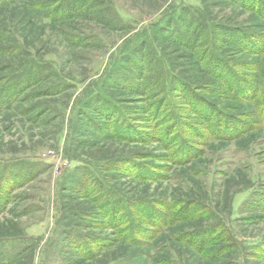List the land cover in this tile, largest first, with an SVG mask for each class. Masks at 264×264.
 Instances as JSON below:
<instances>
[{"label": "rangeland", "instance_id": "374dc122", "mask_svg": "<svg viewBox=\"0 0 264 264\" xmlns=\"http://www.w3.org/2000/svg\"><path fill=\"white\" fill-rule=\"evenodd\" d=\"M58 1L0 3V92L23 68L46 69L0 107L5 264H207L183 239L220 224L232 243L212 264H264V16L229 0H91L90 17L56 20ZM226 28L245 52L206 44ZM149 50L164 74L137 95L122 77L152 81ZM209 53L228 75L207 72ZM171 78L239 126L233 138H213ZM234 84L256 97L227 94ZM97 185L125 201L123 226L108 224ZM189 205L200 211L183 223L151 228L143 214L169 222Z\"/></svg>", "mask_w": 264, "mask_h": 264}, {"label": "trees", "instance_id": "16d2710c", "mask_svg": "<svg viewBox=\"0 0 264 264\" xmlns=\"http://www.w3.org/2000/svg\"><path fill=\"white\" fill-rule=\"evenodd\" d=\"M4 1V0H3ZM233 3L238 4L241 7L246 6V4H250L253 11L255 10L256 12L260 13L261 15L264 16V0H229ZM2 0H0V3ZM49 2V1H47ZM55 3V2H54ZM52 1H50L49 4H54ZM55 8L53 9L52 14L54 15L56 20H64L68 18H73V17H82V18H88L90 17L89 10H95L96 3L91 0H59L55 4ZM96 12V11H95ZM97 19H99L102 22L106 17L105 13L102 11H97ZM191 14V13H189ZM189 18H192V15H188ZM192 20V19H191ZM181 17L178 15L175 19L172 18V23L170 25V28L172 31L176 30L175 36H181L179 35L182 34L180 32V22ZM195 37H200L202 34L208 32L205 23L201 21L200 23L196 24L195 28ZM219 37L215 35H209L206 44L210 47V49H215L217 52L222 53V48L225 46H229L230 48H233L234 50H237L238 52H245V46L248 44V41H246L245 35L236 30H229V29H222V31L219 32ZM182 40V36L180 38ZM180 40V43H181ZM193 43V42H192ZM191 43V44H192ZM188 46V44H186ZM193 45V44H192ZM192 45H189V49H196V46L191 47ZM159 53L149 50L148 53V58H150V69L154 68V64L157 66V71L154 73V77L152 76V81L147 80L145 77H142L140 75H136V79L132 82L130 81L131 78L133 77L132 75L129 76H123L122 79L124 78V84H127L128 88H134L132 89L133 93L140 95L144 94L143 89L145 90L147 88L152 87L155 83V81H158L161 79L163 73V65L161 64V60L157 59V55ZM205 61L204 62V68L207 70V72H210L211 74L216 73L218 75V70H222L225 74L228 75V70L225 65L222 64L221 62V57L219 55H216L214 53H209L205 55ZM217 61V62H216ZM130 62V61H129ZM153 65V66H151ZM156 68V67H155ZM46 69H36L35 72L33 71L32 68H23L15 76L13 77V87H6L3 88L0 92V107L2 106H10L11 102H13L14 98L17 97V95L20 94L22 88L24 85L29 84L30 82L32 83L35 80V74L37 72H45ZM153 70V69H152ZM223 73V74H224ZM229 77V76H228ZM121 78V77H120ZM130 78V79H129ZM172 79V78H171ZM174 83V90L182 91L184 94H187V97H191L195 106L194 109V114L200 116L201 118L206 119L207 123V128L211 134V136L215 139L218 140H223V139H232L233 137L230 138L229 134H231L234 129L238 130L240 128L239 126L231 125V123L228 122L227 119L223 118L218 111L213 107L212 104L210 103H203V101L198 104L201 100L197 98L195 93H193V90H190L189 84L181 83L177 81L175 78L172 79ZM240 83V82H239ZM131 84L132 87H130ZM177 84V85H176ZM23 86V87H22ZM230 90H227V94H231V96L236 95V99H242V100H247L248 98L245 97V93L248 94L252 93L251 88L245 90L244 88L238 87L236 84L233 86H228ZM145 90V91H147ZM247 91V92H245ZM254 94L250 96L251 97L255 96V91H253ZM256 97V96H255ZM248 99V100H249ZM99 104L102 105L101 108H103V111H108L111 110L109 107V104L105 102L104 99L100 98ZM95 105V104H94ZM100 105V106H101ZM107 108V109H104ZM113 109V108H112ZM114 116V110L113 114H111V118ZM215 124L214 126L212 124ZM226 130V131H225ZM175 128V132H176ZM244 132V131H243ZM174 134V131L170 133V135ZM187 147L180 146L178 149L179 155L184 158L185 153H187V156L190 157V152ZM188 158H186L187 160ZM97 192L100 193V198H102L104 201H106L107 208L105 209L106 213L109 214L106 216L108 220V224H111L113 227H121L124 225L125 218L123 217V210L125 206V201L121 199L118 195L115 194L113 191L105 190L103 187L100 185H97ZM185 209V210H184ZM181 215L174 219L172 217H168V221L165 219V217L159 215V217L155 216L153 212H144L143 214L146 216V221L148 223V226L151 228L154 227H159L162 225H167V224H173L175 222H185L189 220L191 217L196 212H199L200 209H193V206L191 207L190 205L187 207H182L180 209ZM179 213V212H178ZM173 226V225H172ZM224 225L220 224L219 226H213V229H204L201 231V233H188L185 238L183 239V242L185 243V246L187 248H191L193 252H196L201 258L205 259L207 258V264H212L214 261L221 259L224 257L223 251L227 247L226 245H223L225 242L232 243V240L229 236H224L225 230L223 229ZM232 245V244H231ZM7 263V260L3 258V256L0 253V264H5Z\"/></svg>", "mask_w": 264, "mask_h": 264}]
</instances>
